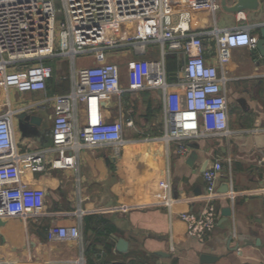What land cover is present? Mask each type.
I'll list each match as a JSON object with an SVG mask.
<instances>
[{
    "label": "crops",
    "instance_id": "crops-1",
    "mask_svg": "<svg viewBox=\"0 0 264 264\" xmlns=\"http://www.w3.org/2000/svg\"><path fill=\"white\" fill-rule=\"evenodd\" d=\"M218 1L221 5L222 0ZM235 3L228 0L227 6ZM260 3L258 10L238 14L225 11L222 5L216 13L193 14L191 32L203 34L209 64L219 65L216 36L210 32L249 27L261 38L264 0ZM160 50L159 46L150 48L146 59H158ZM236 50H247L248 54L242 58L231 55L226 65L232 79L230 87L238 85L251 94L264 92L263 57L258 50ZM109 54L93 57L91 66L115 64L113 53ZM179 61L177 54L166 57L170 82L176 79ZM62 83L58 78L57 92L48 89L47 94L0 90V113L6 109L16 113L29 110L42 117L34 134L22 137L15 130L21 153L51 148L54 113L44 102L47 97L70 91V81L68 86ZM123 88H127V79ZM244 99L245 107L236 105L237 126L230 112V136L188 140L185 154L179 153V142L167 144L162 139L161 91L124 92L103 101V119L124 124V144L120 148L104 145L83 150L74 169L48 165L45 172L33 173L23 164V184L44 189L45 207L40 214L0 217V264H77L80 260L84 264H264V149L254 140L255 134H264V99ZM79 118L85 123L84 106ZM217 161L222 162L223 171L215 192L209 194L204 171ZM207 205L216 210V227L201 243L189 236L180 216L198 213ZM227 209L231 210L229 216L224 215ZM77 225L82 243L48 239L53 226ZM120 239L128 244L126 252L117 250ZM205 257L215 261L207 263Z\"/></svg>",
    "mask_w": 264,
    "mask_h": 264
},
{
    "label": "built area",
    "instance_id": "built-area-1",
    "mask_svg": "<svg viewBox=\"0 0 264 264\" xmlns=\"http://www.w3.org/2000/svg\"><path fill=\"white\" fill-rule=\"evenodd\" d=\"M64 22L57 17L56 0H0V90L33 93L48 92L54 71L46 60L66 58L71 62L70 91L47 97L54 118L52 146L41 151L21 153L14 117L6 109L0 113V217H26L40 214L46 193L22 182V166L33 173L53 169H74L80 154L87 148L113 145L124 140L122 121H105L103 101L124 92L159 90L164 100L163 141L185 143L195 138L230 136V83L226 69L232 52L247 48L258 50L260 37L249 27H240L216 36L219 65L205 58L203 34L191 32L194 13L221 9L218 0H61ZM177 18V21H175ZM161 48L158 59H146L149 49ZM132 51L137 58L128 62L127 88L117 64L77 68L80 55L104 58L109 53ZM169 53L180 59L176 79L170 82L166 68ZM264 59V57H263ZM86 109L81 123L80 107ZM129 126L132 123L128 124ZM54 157L49 159V155ZM49 157V158H48ZM223 171L221 161L204 173L209 194ZM79 217L83 212L80 210ZM188 234L203 243L216 227V210L207 205L200 212L180 216ZM50 241L83 242L80 226H53ZM77 264H84L78 261Z\"/></svg>",
    "mask_w": 264,
    "mask_h": 264
},
{
    "label": "rangeland",
    "instance_id": "rangeland-1",
    "mask_svg": "<svg viewBox=\"0 0 264 264\" xmlns=\"http://www.w3.org/2000/svg\"><path fill=\"white\" fill-rule=\"evenodd\" d=\"M56 9H57V17L58 20L60 21V23L62 24L65 20L64 18V10H63V4L61 0H56ZM232 54L237 57V58H242V57H246V55L248 54L247 50H235L232 52ZM110 55V54H107ZM156 55V54H155ZM113 59H115L116 63L122 73V83H125L126 80V74H127V65L128 62L130 60H135L137 59L134 55L132 51H129L127 54L125 53V50L119 51V52H114L113 53ZM51 64L54 65L56 73L54 74V78L51 84L49 85H54L56 84V80L58 78H62L63 83L65 85H69V81H70V76H71V62L70 60L66 59V58H58V59H51L50 60ZM93 63V57L90 55H80L76 58V65L77 68H84V67H88L91 66ZM51 82V81H50ZM230 88V99H231V103H236L237 99L239 98H257L259 100H263L264 99V92H252V94L248 91L244 92L241 90V87L238 85H232ZM250 93V94H248ZM15 99V96H13ZM237 106L236 108L233 110V116H232V123L233 125L237 126ZM257 113L255 112L254 115H256ZM248 122V121H247Z\"/></svg>",
    "mask_w": 264,
    "mask_h": 264
},
{
    "label": "water",
    "instance_id": "water-1",
    "mask_svg": "<svg viewBox=\"0 0 264 264\" xmlns=\"http://www.w3.org/2000/svg\"><path fill=\"white\" fill-rule=\"evenodd\" d=\"M236 3L234 6H227L228 0H222V8L230 13H242L247 10H258L260 8V0H235ZM258 52L264 57V27L261 28V38L258 43ZM241 104V106L245 107L246 99L241 98L238 99L236 103H230V112L236 108V105ZM15 130L21 134L22 137L30 134L36 133V127H38L42 122V117L38 115L35 111H21L15 114L14 117ZM254 140L257 144V147L260 149H264V134L258 133L255 134ZM192 148H197V146H191ZM195 156V155H194ZM205 172V171H204ZM229 190V188H227ZM227 190V192H228ZM231 214V210H224V215L229 216ZM3 225L2 219L0 218V227ZM127 242L123 239H120L117 245V250L120 252L127 251ZM207 263H213L215 259L213 258H203Z\"/></svg>",
    "mask_w": 264,
    "mask_h": 264
},
{
    "label": "trees",
    "instance_id": "trees-1",
    "mask_svg": "<svg viewBox=\"0 0 264 264\" xmlns=\"http://www.w3.org/2000/svg\"><path fill=\"white\" fill-rule=\"evenodd\" d=\"M45 64H46L47 66H50V67L53 69L54 74L56 73L55 67H54V65L51 64L50 60H46ZM52 81H53V79L51 80L50 84L52 83ZM49 89L51 90L52 93L57 92V86H56V84H54L53 86L50 85V86H49Z\"/></svg>",
    "mask_w": 264,
    "mask_h": 264
}]
</instances>
